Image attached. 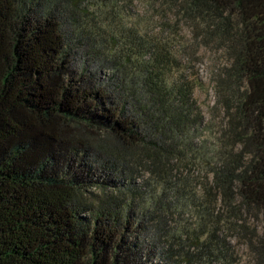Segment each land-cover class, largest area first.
<instances>
[{"label":"trees","instance_id":"trees-1","mask_svg":"<svg viewBox=\"0 0 264 264\" xmlns=\"http://www.w3.org/2000/svg\"><path fill=\"white\" fill-rule=\"evenodd\" d=\"M231 237L264 264V0H0V264H234Z\"/></svg>","mask_w":264,"mask_h":264},{"label":"rangeland","instance_id":"rangeland-1","mask_svg":"<svg viewBox=\"0 0 264 264\" xmlns=\"http://www.w3.org/2000/svg\"><path fill=\"white\" fill-rule=\"evenodd\" d=\"M140 14H144L139 11ZM157 20V18H155ZM187 37H190V33L188 31H184ZM197 60L193 59L192 64L195 67L199 75V80L202 85L195 92V97L200 105L201 111L204 116L205 124L214 129V131L218 130L220 127V123L223 120V115L217 108L214 109L215 103V91L213 82L215 79V74L217 72V67H219L220 62L222 61L218 52L210 51L205 48H201L199 53L197 54ZM187 64V60H183ZM222 63V62H221ZM103 78L106 81V78H109L110 74L103 73ZM205 135L208 136L206 133ZM233 246H235V250L237 252V261L234 264H251V258L248 253L247 248L239 241V239L231 237L230 239Z\"/></svg>","mask_w":264,"mask_h":264}]
</instances>
